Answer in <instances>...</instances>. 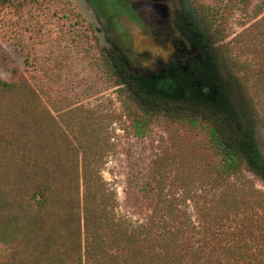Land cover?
Masks as SVG:
<instances>
[{"label": "rangeland", "instance_id": "rangeland-1", "mask_svg": "<svg viewBox=\"0 0 264 264\" xmlns=\"http://www.w3.org/2000/svg\"><path fill=\"white\" fill-rule=\"evenodd\" d=\"M182 2L207 12L222 31L215 48L246 64L264 154V0ZM153 20L137 0H0V82L14 86H0V264H44L41 251L67 240L50 246L12 227L8 215L25 204L21 186L10 191L11 135L65 172L60 195L79 215L81 264H194L210 248L211 264H264V184L247 171L217 179L201 133L159 121L137 135L127 97L99 66L102 49L145 76L173 60ZM62 264H74L69 253Z\"/></svg>", "mask_w": 264, "mask_h": 264}, {"label": "trees", "instance_id": "trees-1", "mask_svg": "<svg viewBox=\"0 0 264 264\" xmlns=\"http://www.w3.org/2000/svg\"><path fill=\"white\" fill-rule=\"evenodd\" d=\"M194 14L193 23L186 28L185 34L196 38V48H206L198 59L181 61L151 78H144L131 74L114 50L102 49L99 66L127 97L122 102L137 135H144L152 123L159 121L201 133L217 179L247 171L264 184V154L257 139L262 121L249 94L247 66L235 62L227 48L220 45L215 48L214 43L219 41L222 31L213 27L207 12L199 9ZM0 86L5 91L14 89L4 82H0ZM5 144L13 165L18 166L10 178V191L13 192L12 187L21 186L22 193L17 197L25 204L21 211L8 215L12 227L36 231L50 246L58 244L63 234L66 235L67 240L53 251H41L44 264H62L64 252L71 255L74 264H81L79 215L60 195L64 186L60 178L65 172L57 163L46 167L31 156L28 142L19 137L11 135ZM75 172L77 176L78 170ZM15 203L13 200L8 205ZM22 213L23 218L20 217ZM145 250L138 248L139 254ZM213 253L212 248L204 250L207 256L202 257L201 263L194 264H211L208 261Z\"/></svg>", "mask_w": 264, "mask_h": 264}, {"label": "flooded vegetation", "instance_id": "flooded-vegetation-1", "mask_svg": "<svg viewBox=\"0 0 264 264\" xmlns=\"http://www.w3.org/2000/svg\"><path fill=\"white\" fill-rule=\"evenodd\" d=\"M182 3V0H137L138 6H149V13H152L154 16V20L152 21L153 24L150 28L151 31L155 33L154 39L162 43L165 40L168 43H172L174 58L173 60L170 59L166 62L152 75L145 76L131 73L127 67V60L124 55L121 52L114 50L124 61L126 68L131 74L142 76L144 78H151L154 74L162 72L165 67L180 64L181 61L185 62L198 59L200 53L206 49L196 48L194 46L196 38H189L185 34L186 28L190 27L193 23L192 19L195 14L194 11L187 6L182 5ZM125 12L121 15L125 16L127 21L135 22V20H139L140 14L136 9H126Z\"/></svg>", "mask_w": 264, "mask_h": 264}]
</instances>
